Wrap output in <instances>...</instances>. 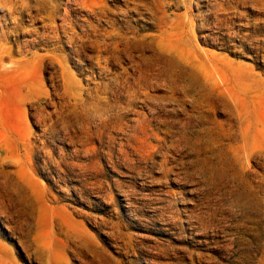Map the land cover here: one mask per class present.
I'll return each instance as SVG.
<instances>
[{
    "label": "rangeland",
    "instance_id": "rangeland-1",
    "mask_svg": "<svg viewBox=\"0 0 264 264\" xmlns=\"http://www.w3.org/2000/svg\"><path fill=\"white\" fill-rule=\"evenodd\" d=\"M11 1L0 264H264V0Z\"/></svg>",
    "mask_w": 264,
    "mask_h": 264
},
{
    "label": "bare ground",
    "instance_id": "bare-ground-1",
    "mask_svg": "<svg viewBox=\"0 0 264 264\" xmlns=\"http://www.w3.org/2000/svg\"><path fill=\"white\" fill-rule=\"evenodd\" d=\"M11 1V0H10ZM129 1H133V3H134V5H136V4H138L136 1L137 0H129ZM142 1H144V0H142ZM154 1H156V0H152V2L151 3H148V4H153L154 5ZM163 1H165V0H163ZM170 1H172V0H170ZM174 1V0H173ZM183 2H184V4H187V0H182ZM205 1V0H204ZM219 1V0H218ZM221 1V0H220ZM223 1V0H222ZM231 1V0H230ZM240 1V0H239ZM243 3H245V2H247V1H249V0H241ZM12 2V1H11ZM166 2V1H165ZM168 2V1H167ZM212 2V1H211ZM5 3V4H4ZM4 6L6 5V2L4 1ZM146 3V5H148ZM164 3V2H163ZM172 3V2H171ZM170 3V4H171ZM192 3V2H191ZM199 3V2H198ZM230 3V2H229ZM253 3H255V2H253ZM2 4V2L0 3V5ZM13 4V3H12ZM169 4V5H170ZM180 4V3H179ZM193 4H194V1H193ZM200 4V3H199ZM232 4H234V3H232ZM238 4V3H237ZM15 5V4H14ZM178 5V4H177ZM188 5H190V4H188ZM192 5V4H191ZM198 5V4H197ZM201 5V4H200ZM219 5V4H218ZM223 5V4H222ZM221 5V6H222ZM231 5V4H230ZM2 6V5H1ZM11 6V5H10ZM165 6V5H164ZM173 6V5H172ZM226 6V5H225ZM227 6H229V5H227ZM254 6V5H253ZM135 7H137V6H135ZM156 7V6H155ZM166 7V6H165ZM169 7V6H168ZM175 7V6H174ZM188 7V6H187ZM211 7V6H210ZM220 7V6H219ZM218 7V8H219ZM223 8H224V6H222ZM222 7H220L221 9H222ZM264 7V6H263ZM11 8V7H10ZM152 9L151 10H153L154 9V7L152 6L151 7ZM177 8V7H176ZM192 8V7H191ZM190 8V9H191ZM213 8V7H212ZM231 8V7H230ZM237 8V7H236ZM261 8V7H260ZM255 9H256V7H255ZM155 10V9H154ZM158 9L156 8V11H157ZM162 10H163V8H162ZM168 10V9H167ZM166 10V11H167ZM227 10V9H226ZM260 10V9H259ZM155 11V12H156ZM228 11V10H227ZM258 11V10H257ZM256 11V12H257ZM154 12V13H155ZM164 12V11H163ZM229 12V11H228ZM262 12V11H261ZM260 12V13H261ZM107 13V12H106ZM193 13V12H192ZM235 13H237V12H235ZM151 15H154L152 12L150 13ZM163 14V13H162ZM164 14H166V13H164ZM189 14H191V13H189ZM160 15V14H159ZM158 15V16H159ZM229 15V14H228ZM227 15V16H228ZM251 15V14H250ZM164 16V15H163ZM166 16V15H165ZM170 16V15H169ZM168 16V17H169ZM157 17V16H156ZM161 17V16H160ZM167 17V16H166ZM165 17V18H166ZM224 17V16H223ZM163 18V17H162ZM165 18H163V19H161L162 21L164 20L165 22H166V20H165ZM202 18V17H201ZM222 18V17H221ZM64 19V18H63ZM216 19V18H215ZM223 19V18H222ZM226 19V18H225ZM247 19V18H246ZM157 20H159L158 22H160L161 20L160 19H157ZM167 20H169V19H167ZM231 20V19H230ZM163 21V22H164ZM193 21V20H192ZM71 22H72V20H71ZM189 22V21H188ZM187 22V23H188ZM193 23V22H192ZM219 23V22H218ZM52 24V23H51ZM153 24V23H152ZM161 25H162V23H160ZM185 24V23H184ZM193 25V24H192ZM222 25V24H221ZM232 25V24H231ZM61 26V25H60ZM158 26V25H157ZM156 26V27H157ZM187 26V25H186ZM195 26V25H194ZM193 26V27H194ZM197 26V25H196ZM225 27V26H224ZM259 27V26H258ZM185 29H186V27H184ZM194 29V28H193ZM159 30V32H160V35H159V37H160V39L161 40H163V41H165V46H160V49L162 50V51H165V52H175V53H177V54H179L178 53V49H179V44H177V43H180V44H182L183 46H185V45H187L188 44V40L186 39V32L184 31V29H183V24H182V20H181V17H175L174 19H173V21H172V23L171 24H169V25H165V27H161V28H159L158 29ZM198 30V29H197ZM10 31V30H9ZM59 31V30H58ZM85 31V30H84ZM96 32V31H95ZM57 33V32H56ZM196 33V32H195ZM69 34V33H68ZM89 34V33H88ZM195 35V34H194ZM198 37V36H197ZM204 37V36H203ZM207 37V36H206ZM71 38V37H70ZM205 40V39H204ZM33 41V40H32ZM202 42V41H201ZM192 45V44H191ZM188 46V45H187ZM190 47V46H189ZM17 48V47H16ZM190 49H192V48H190ZM193 51H194V49H193ZM72 53V52H71ZM167 58V57H166ZM177 58H178V60L177 59H175V60H173L172 58H168V62L167 63H165V64H158L157 65V67L159 68V69H163V70H172V69H179V67L181 66L180 65V63L182 62V61H185V62H188V58H187V56H186V54H184L183 53V51L181 50V53H180V55H178L177 56ZM162 63V62H161ZM189 64H191V63H189ZM193 65V64H192ZM194 66V65H193ZM187 67V66H186ZM195 71V70H194ZM87 72V71H86ZM193 72V71H192ZM195 73V72H194ZM194 73H191V75L192 74H194ZM195 75V74H194ZM247 108V107H246ZM238 112H240L239 110H238ZM241 115V114H240ZM242 117V116H241ZM239 119H241V118H239ZM239 121V120H238ZM242 121V120H241ZM239 123V122H238ZM239 126V125H238ZM242 127H243V125H241ZM239 129V128H238ZM262 130H264V128L262 129ZM241 131V130H240ZM262 133H263V131H262ZM245 141V140H244Z\"/></svg>",
    "mask_w": 264,
    "mask_h": 264
}]
</instances>
